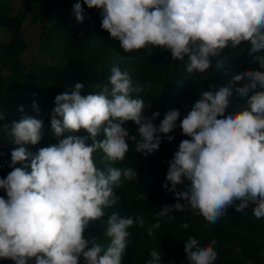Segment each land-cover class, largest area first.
Listing matches in <instances>:
<instances>
[{
    "label": "clouds",
    "instance_id": "obj_1",
    "mask_svg": "<svg viewBox=\"0 0 264 264\" xmlns=\"http://www.w3.org/2000/svg\"><path fill=\"white\" fill-rule=\"evenodd\" d=\"M83 6L99 10L102 29L125 53L146 50L151 56L155 48L169 51L192 75L207 72L223 53L243 50L248 42L250 63L258 69L238 72L228 85L201 91L182 120L181 112L171 109L157 127L154 121L161 114L146 115L152 105L133 97L144 87L134 86L129 71L113 66L101 92L83 96L84 85L76 83L71 93L55 97L49 132L59 143L34 154L24 145L41 142L44 122L23 116L5 123L3 132L17 147L11 151L12 170L0 178V190L7 196H0V261L122 264L128 229L134 224L144 228L142 217L111 213L105 222L106 246L85 238V230L118 203L115 189L140 178L131 167L111 166L105 173L93 154L101 151L115 165L125 159L131 141L135 152L147 158L160 149L162 135L169 142L174 139L168 134L177 126L190 139L182 140L167 162L163 185L177 202L162 208L158 217L175 219L173 212L190 211L210 225L234 207L238 213L251 208L256 219H264V0H83V5H74L80 23ZM233 89L245 102L228 113ZM32 107L40 115L35 101ZM19 111L24 112L23 106ZM127 122L137 126L136 134L124 127ZM81 130L89 134L91 146L86 144L88 137L62 138ZM101 133L104 138L98 140ZM185 181L188 185L180 190ZM159 227L158 221L150 225L146 235L154 237ZM182 227L188 229L189 224ZM216 245L212 240L201 246L195 236L189 237L184 247L188 264H215ZM147 264H162L161 253L151 251Z\"/></svg>",
    "mask_w": 264,
    "mask_h": 264
},
{
    "label": "trees",
    "instance_id": "obj_2",
    "mask_svg": "<svg viewBox=\"0 0 264 264\" xmlns=\"http://www.w3.org/2000/svg\"><path fill=\"white\" fill-rule=\"evenodd\" d=\"M18 1L20 7L15 10L11 0H0V37L3 32L8 34L4 43L0 41V114L5 115V119L0 120V178H5L12 170L11 151L17 147L3 132L5 123L10 125L23 116L44 122L45 133L41 142L24 145L29 153L58 144L59 140L49 132L55 97L65 91L71 93L76 83L84 85L83 96L101 92L108 84L113 66L129 71L134 86L139 84L144 87V92L133 93V97L152 105L150 111L145 110L146 115L150 116L152 112L161 114L154 121L157 127L164 114L171 109L179 110L182 120L201 91L212 86L228 85L238 72L258 69V64L250 63L252 56L247 51L250 44L245 42L241 46L243 50L226 51L219 58L218 65L214 61L207 72L189 75L184 64L174 61L169 51L155 48L151 56L146 50L125 53L119 42L111 39L110 34L102 29L99 10L83 6L84 22H78L74 16V5L77 2L83 5V0ZM26 23L39 26L37 50L43 63L24 62L22 59L29 47L24 36ZM34 101L39 106L40 115L32 107ZM244 102L233 89L227 112L237 111ZM21 106L24 112L19 111ZM124 127L130 134L137 133L134 122H127ZM67 135L88 137L86 144L91 146L93 143L83 130L66 133L62 138ZM168 135L174 139L169 142L168 136L162 135L160 149L147 158L135 152L131 141L125 159L115 165L110 164L101 151L93 154L96 166L105 173L111 166L131 167L138 172L140 179L125 181L121 188L115 189L120 197L118 203L105 209V216L100 221L89 224L85 238L96 239L106 246L109 240L104 235L105 222L111 213L119 212L134 220L142 217L145 222L144 228L134 224L128 229L130 236L122 264H147L153 250L161 253L162 264H188L184 247L191 236H195L201 246L217 241L215 250L218 258L215 264H264V219H256L251 208L245 210L246 214L236 212L234 207L229 208L227 215L210 225L202 216H195L190 211L173 212L175 219L158 217L157 213L162 208L177 202L174 194L163 188L167 162L173 159L181 141L190 139L182 134L179 126ZM103 138V133L97 137L98 140ZM26 163L30 164V160ZM187 185L185 181L180 190ZM0 196L7 198L3 190H0ZM157 221L160 227L154 230V237L147 236V228ZM185 222L189 224L188 229L182 227ZM0 264L12 262L0 261Z\"/></svg>",
    "mask_w": 264,
    "mask_h": 264
},
{
    "label": "rangeland",
    "instance_id": "obj_3",
    "mask_svg": "<svg viewBox=\"0 0 264 264\" xmlns=\"http://www.w3.org/2000/svg\"><path fill=\"white\" fill-rule=\"evenodd\" d=\"M13 3V6L15 10H18L20 7V2L18 0H11ZM39 26L35 25H28V23L25 24L24 26V36L28 42V49L26 53L22 56V59L24 62H31V61H36V62H41L43 63V58L42 55L39 54L37 48H38V34H39ZM8 38V34L6 32H3L0 41L4 43Z\"/></svg>",
    "mask_w": 264,
    "mask_h": 264
}]
</instances>
